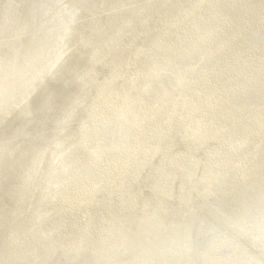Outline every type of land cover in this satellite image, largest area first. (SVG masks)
I'll use <instances>...</instances> for the list:
<instances>
[{
  "label": "rangeland",
  "instance_id": "1",
  "mask_svg": "<svg viewBox=\"0 0 264 264\" xmlns=\"http://www.w3.org/2000/svg\"><path fill=\"white\" fill-rule=\"evenodd\" d=\"M156 1L157 0H135V1L130 0L131 4H129V5H126V1H122V3H125V5L128 7H132V9L138 7L142 3L143 6H147L145 11H149V12L145 16V18H144L145 20L143 19L142 23L141 24L139 23L137 28L134 26H130V28L126 32V28H128V27L127 26L123 27V28L121 27L122 29L120 28L121 30L117 35H116V33L112 27L114 19H115L114 17H116V14L114 11L116 9L115 5H116L117 1H115V0H112V1L111 0H96V1L92 0V2H91V0H89L88 3L90 5H93V2H96V6L93 7L94 8L93 10L84 9L85 13L83 11H81L80 6L77 10H72V7L74 9H76L78 5H82V4H80V0H72V1L71 0L70 1L69 0H66V1L62 0L61 2L63 3V5L59 1L58 2H56V1L54 2L53 0H51V2H50V0L40 1V6L42 7L41 11H40L42 18H40V19L42 20L44 18L43 20L46 21V22H43L41 24L42 26H48V25L52 24V23H48L49 19L52 18L50 20V22H53L52 25H54V26H52L51 29L55 30V32H54L55 35L58 33L61 24L64 22H70L71 29L68 32V36H66L64 39H62L59 43V45H61V47H62V57H61L58 65L55 67V71H53L50 74L47 73L46 78L44 75H40L39 76L40 78H37L35 80V82L37 84L36 83L33 84L34 90H33L32 96H27L25 98V95H23V93H25V91H23V88H21L20 91H21L22 95L16 94V95H14V97L12 99H10V98L7 99V97H6V99H2L0 101V115L2 113V115L0 116V121L1 122L3 121L2 126H1V122H0V152H2V154H3L2 158L0 159V236H1L0 237V248H4V249L10 248L8 250V254L10 257L12 255L13 261L17 260L16 262H14L15 264H27V261H28V264H29V262H31L30 264H33V263L37 264L39 255H41V256H39V258L41 257L42 259L41 258L39 259L38 264H48V260L52 259L51 258L52 256H55V257L57 256L56 261L61 260V261L66 262V263H67L66 260H68V258L70 256H71L70 257L71 260H74V259L78 260L77 257H81L84 255V253H86L85 252V251H87L86 247H89L87 244L88 240H94V242H95L94 245L92 244V247H91V252L93 251L92 255H95L94 259H95V261L97 260L95 262V264H107V263H109V264H122L125 261L124 255H126V252H124V249L122 248V247H125V249H126V238H124V241H123V243L125 245L122 243L118 249L114 250L109 245V243L113 239L105 237L103 235L104 230L107 229V230H111V231H116L115 228L117 227V225L120 226L121 224H123V226H121V227L126 233V219H128L129 221L132 220L133 226L135 227L136 223H134V221H136V219L138 218V216L140 214L139 212H141L140 211L141 208H143L142 203H146V202H143V200H150V202H153L152 197L157 195L155 190H154V187L152 188L153 184H151V182H152L151 178L154 175L155 171H157L160 168H162L161 170L166 169L167 160H168L167 157H171L172 156L171 154L173 153V151H174L173 154L177 158H180L181 162H182V160L184 162L185 159H187L186 156H188V154H186V149L188 148L189 140H188V138H186L183 135L184 132L181 131V125L179 126V124L177 123L178 122L177 121L178 115L174 111L172 112L173 119H172L171 126H173V127L171 129V135H170L172 137L173 141L169 140V142L172 145L171 144L169 145V150L166 149V147H163L160 150V152H161L159 154L160 156H158L157 158L153 159V158H151L152 156L148 155L145 162L143 163V166L139 169V171L137 172L136 175H134L132 173L131 162H129V158L127 159L126 155H124V157H121V160L123 161L124 168L119 169L118 167H116V162H114V160H113V158H114L113 154L114 153L111 150V148L107 147L108 150H106L105 155L103 153L104 148L101 150L103 153V154L102 153L101 154L104 156H102V159H101L102 161L99 160V165H94L90 159L92 147L95 144H97V142L99 140L103 141L106 139L102 143V144H104L109 139V137L107 138L108 132L106 130H104V128L102 129L101 127H95L91 123L90 117H93L92 116L93 111H95L96 114L99 116L101 111H102V109H101L102 105L104 103L106 104L108 102L112 103V101H113L112 98L117 96V92L119 93V92H123V90H126V86L131 87L132 89H136V87H135L136 82L135 81L140 76H136L132 82L129 80L132 83L131 85H130V83L126 84L128 81L126 79L132 73L133 70L139 69L141 67V64L143 62H146L147 59L151 55H153V52H154V55H157L160 57L163 56L162 55L163 51L159 50V48L161 47V45L163 43H161V44L156 43L158 41V39H156V37H157V33H159L161 40H163L167 35H169L168 31L165 29V26H167L168 23H170V22L167 19V17H165L166 11L161 10V7H159V6H155V5H157ZM178 1L179 0H174L173 4H176ZM253 1H254L253 2L254 5L257 4V5L261 6L260 1H259V4H258V0H256V1L253 0ZM67 2H68V4H67ZM142 5H140V6H142ZM69 6H70V8H68ZM100 7H102V8H100ZM174 8H176V6H174L173 9ZM60 9H61V11H60ZM56 10H57V12H56ZM71 10H72V12H70ZM59 12H60V14H59ZM61 12L63 13V15ZM150 12H151V14H150ZM261 12H262V10H261ZM261 12L259 13L260 16H261ZM263 12H264V9H263ZM91 13L94 15L91 16L92 15ZM56 14H57V16H56ZM46 17H47V19H46ZM87 17L90 18V20H88ZM96 17L98 19V24H95ZM64 18H65V20H64ZM38 20H39V18H37L34 21L38 22ZM73 21H75V22H73ZM13 22H14L13 20L8 19V25H9L8 31L0 33V53H1L0 56H2V57H5L2 54L9 55L5 50L3 51L4 48H10L8 45L4 44L6 39H8L7 35H9L11 33H12L11 35L18 34L19 30H22L21 25L23 26V28L27 27V25L25 26V24L23 22L16 24V27H11ZM56 24H59V25H56ZM155 24H158V26H155ZM254 24H255V26H254L255 28L252 27V29L257 30L258 32L251 35V40L255 41V39H256V41H255L256 45H252V44H251V46L247 45L246 49L251 48L250 50H252V49H254V46H255L256 50L252 52V55L250 57L253 58L254 60L261 59L258 61H263V64H264V54H263L264 49L260 50L261 48H264V44H263L264 39H262V37L264 36V33L259 31V30L264 29V24H263V22H259V21H256V23H254ZM256 24H258V25L256 26ZM154 26L156 27V29H154ZM103 28H105V29H103ZM47 30H49V29H47ZM259 32H260V35H262L261 37L259 35ZM151 34H153V35L150 38ZM109 37H111V39ZM259 38L261 39L260 42H259ZM100 39H101V41H100ZM154 39H156L157 41H155ZM217 39L219 40L220 38H216V40ZM42 43H43V45H46L44 47L42 45V48H43L42 50H46L48 52V50H50L51 48L54 49L55 41L51 47H48L50 45V43H46L44 41ZM29 44H30L29 47H28V45H23V43L16 44L15 46L12 47V51H13L12 55L15 53H18L21 56L23 55L22 58H24L25 63L27 61H30L32 57H29V56H31V53H29V52L32 51L33 47H32L31 43H29ZM166 44L168 45V43H166ZM34 47H37V46H34ZM46 47H48V48H46ZM27 49L29 50L28 52L26 51ZM145 49H147V50H145ZM42 50H40L39 52L41 53ZM136 50H139V52ZM23 51H25V52H23ZM261 51H262V53H260ZM155 52H159V53H155ZM25 54H27V55L25 56ZM261 54L263 56H261ZM21 56H19V57H21ZM25 58H26V60H25ZM21 61H22V59H21ZM127 61H128V64L126 63ZM63 72H65V73H63ZM15 73H16V71H13V73H11V74H8V72H7L6 74H8V75H6V74L1 75V76H6V78L8 80L7 81L8 83L6 82V84H5V88L6 89L8 88L7 90H11L10 86L13 85V80L11 78L13 77L12 75H14ZM60 76H62L63 78ZM105 77H106V79H105ZM102 79H103V81H102ZM219 80H221V79H219ZM53 81H55V82H53ZM222 81L223 80H221L220 82H222ZM16 84H17V86H15V87L20 88V84H18L17 82L15 83V85ZM260 89H261L260 93L261 94L264 93V89L262 87H260ZM154 90H153V92H154ZM242 90H244L245 92ZM257 91L259 92L257 86L250 87V85L245 84L244 87L239 88L238 92H234L233 98H234L236 104H239L240 108L242 105H247V106L255 105L256 110H258L256 112L262 113L261 111H264V94H263V96L259 97V96H257L258 95ZM241 93H242V96H241ZM252 93H253V95H252ZM255 93H256V96H255ZM105 94H108V97H104ZM246 96H252V98L253 97H255V98L252 99L253 101L251 103L250 100L249 101L245 100ZM149 98H151V95H149ZM94 99L96 101H94ZM104 99H107L106 102H104ZM6 100H8V102ZM44 100H46L45 101L46 104H44ZM3 101H4V104L1 105L3 103ZM9 103H11L12 108H11V106H9ZM228 106H229V103H228ZM1 108H2V110H1ZM208 109L210 110L209 107H208ZM207 111H208L207 106L206 107L202 106L200 114H206ZM157 112H158V114L155 111L154 114H151L149 117H146L147 127L145 130L149 129L150 127H153V124L156 125V123L158 122L157 120L160 116L159 115L160 114L159 109L157 110ZM238 113H242V111L237 112V114ZM247 113L251 114V112H247ZM23 118L28 119V122L26 124L24 123L22 125L21 122H22ZM235 121L234 120L232 121V122H234L233 126H235L237 124V121L236 122ZM28 123H30V124H28ZM1 128H3V129H1ZM9 129H11V130H9ZM90 129L92 131V134L91 133L85 134V130L90 131ZM136 132H139V134H136ZM134 133H135L136 138L141 136L143 133H145L144 126H143L142 130L136 129V131H134ZM133 139H134V137L131 136L132 141H133ZM260 140H261V145L259 144L260 145L259 151L262 150V148H264V137H260ZM208 143H209V141L206 144H208ZM105 144H107V143H105ZM204 145H205V143H203L201 145V147L198 146L197 149L193 145L192 148H195V150H197V151H195L193 149L194 152L192 151V154L193 155L195 154L194 157L204 153L203 150H205V148H206V147H204ZM174 147L176 148V150ZM170 151H171V153H170ZM179 151L182 154H175V153H179ZM183 151H185V152L183 153ZM169 153H170V155H169ZM56 155H57V157H56ZM36 156H40L41 160L39 161V163L36 166L35 165L33 166L32 163L35 162L33 158H35ZM48 156H49L52 164L49 162V160L46 162V159ZM103 158H104V160H103ZM126 159L128 162L126 161ZM125 161L127 164L125 163ZM100 162H102V163H100ZM59 164L62 165L63 169H65V172H64L65 176H63L60 180H58V178H56L54 180L53 177H51L49 175V171L52 168V166L55 168V171L58 170ZM71 164H74V167L72 170H69V165H71ZM100 164H101V166H100ZM109 164H111V165H109ZM55 165H57V167ZM153 165H155V166H153ZM84 171H86L87 173L86 172H85V174L82 173ZM128 172H129V174H128ZM159 172H161V171H159ZM106 173H108V174H106ZM83 174L85 177H83ZM93 174H95V175H93ZM98 174H100V175H98ZM126 175H128V176H126ZM98 177H99V179L101 178V185L99 186V188L102 187L101 190L98 191V188L96 187L95 192H97V193H91V192L88 193L89 189H84V187L86 186L87 183L91 182V180L94 181V179H98ZM233 179L236 180L237 178L233 177ZM55 184H56V186H55ZM257 184H258V181L254 183L255 186L252 185L249 187L251 190L248 188V191H249L248 194L250 195V198L252 197L251 198L252 204H253V202L255 203V198L253 195H255L254 194L256 192L255 187ZM104 185H105V187H104ZM45 186L48 190H50L49 192L44 193ZM51 186H55L54 191L51 189ZM95 186H96V184H95ZM71 187H73V188H71ZM247 187L248 186H246L245 188H247ZM69 190H70V193L68 192ZM64 192H65V194H64ZM244 193L246 194V192H244ZM112 194L115 196H113ZM251 194H252V196H251ZM120 197H121V199H120ZM211 198L212 199H209L207 201V205H208V202L213 203L214 201H216L215 197H211ZM262 198H263V194H261V199ZM258 200H259L258 202L260 203V199H258ZM200 203L201 202H199V204L197 206L198 209L196 208V203H193V205H195V206H191V208H192L191 212L192 213L188 216L187 219H185V220L189 219L188 220L189 222L185 226H183V224L186 222H183L181 224V222L178 221L179 218L183 216L182 214L178 213V212H180V210L178 209L179 205L175 207V206H172V204L170 203L169 208H170V206L172 208L171 219L168 220V223L162 224L161 230L159 231V232L162 231L161 233L166 234L165 230H167V228H168L167 225L168 226L175 225V226H172L174 228L170 227V229L167 231L169 233V231L171 230L170 235L172 237L169 235V238H168V236L166 234V239H170V240H169V243L167 245L163 246V250L165 249L164 250L165 252L164 251L162 252V249H160V247H156V248H152L150 251H144V252L141 251V252H139V254L134 253L133 256L131 257L132 263H130V262H128V260H126L124 264H135V263L136 264H153V263L154 264L155 263L161 264V262H163L162 264H185V263L188 264L189 259L186 258L187 261H186V259L184 260L183 259L184 257H181L182 256L181 253H184L183 251L185 248H188V247L190 248V246H192V242H193V244L196 243V245L197 244L200 245L201 240H199V235H198L199 230L197 229L198 230L197 231L196 227L198 226V222L200 224H202V223H204V221L197 219L196 216L199 215L198 212H200V215L202 212H205V211H202L201 207H203V205H201ZM258 206H259V204L256 202L255 207L257 210H258ZM22 208H24V209H22ZM136 208H138V209H136ZM176 209H177V212H173V211H176ZM236 209H233V211L235 210V212L232 211L233 215H230L229 212H227L228 215H226L229 217L232 216L234 221H237L236 224H234L233 229L230 228V230H229L228 229L229 226H226V227H228L227 230L230 231L231 233L233 232L231 230H235L233 232L235 234L234 235L232 234L233 238L231 235V239H229V241L232 240V242H234V243H231V241H230L231 245H234V249H233V247L231 248V245L229 246V248H231V251H230L231 253H228V256L230 257L229 259H232L229 264H239V263L244 264V262H245V264H250L249 262L256 263V261H254V260L252 262V260H248L246 258V261H245V259H244L245 257L242 258V255L240 254V248L238 245L240 240L237 237V232H239V228L242 231L244 229L245 230H252L253 229L252 231L257 229V231L260 232L262 230V227L264 226V222L262 224H260V221L258 222V220H257L258 218L260 219V217L255 215V214H257V210L252 208V207L247 208L246 204L242 205V209H244V210H242V209L239 210L238 208H236ZM126 211H128V214H129L128 217H126ZM207 212H208V210H207ZM243 212H244V214H243ZM238 213H239V215H236ZM20 214H22V215H20ZM187 214H185V215H187ZM192 214H194V215H192ZM195 214H197V215H195ZM247 214H249V215H247ZM179 215H181V216H179ZM209 215H211V214H209ZM176 216H179V218ZM245 216H246V218H245ZM34 217H36L39 224H42V223L43 224L38 226ZM210 217H209V219H207L208 217H206L205 226L203 228V232H205L207 237L209 234H211V235H209V237L210 236L212 237L215 235V234H212L210 231L207 232L206 221H208V220L210 221V219H211ZM224 217H225V215H224ZM253 218H255V219H253ZM193 219H195V221H194L193 226H192V222H190V220L193 221ZM215 219H216V216H215ZM216 220L217 221L219 220L218 222L220 225L225 226V224L220 223L221 222L220 219H216ZM243 220H244V222H242ZM261 220H263V219H261ZM223 221H225L224 218H223ZM36 224H37V226H36ZM258 224L261 225V227H258L259 226ZM253 225H254V227H253ZM256 225L258 228H256ZM24 227H25V229H24ZM182 227H186L188 229V234H189V235L188 234L183 235L182 236L183 238L180 237L181 235L179 234V231H178V229H180ZM191 227H193V228H191ZM175 229H176V232H175ZM221 230H222V232H220ZM145 231H147V233H148V230H145ZM177 231H178V233H177ZM189 231H191V232H189ZM220 231H219V233H223L224 228L223 229L220 228ZM34 233H42L43 234L42 236L45 239L44 238L38 239V238H36V236L33 237ZM224 233L226 234V232H224ZM47 234H51V235L53 234L54 237L52 236V238H51ZM175 234H177L178 237L175 238ZM238 234H240V233H238ZM113 235H114V232H113ZM145 235L143 234L142 237ZM191 235H192V237L195 236L194 237L195 240L194 239L190 240ZM235 235L238 239H236ZM219 236H220V234L216 238H219ZM158 237H161V234L158 235L156 238H158ZM211 237L209 238L210 242H208V241L206 242L207 245H205L204 243L200 245L201 248H203L205 246L203 252L206 251L204 253L207 255V256L203 257L204 260L202 259V261H200V263H202V264H206V262L208 260V254H209V256H211L210 254L215 255V250L217 253L218 242H220L222 240V238H221L220 240L218 239V240L214 241L211 239ZM221 237H222V235H221ZM225 237L227 238L230 236L226 235ZM46 238H47V240H46ZM35 239H37V240H35ZM235 239H236V241H235ZM82 240H84V241H82ZM171 240H172V242H171ZM47 241L50 242L49 243L50 245L53 244L57 248L55 246L51 245V248H52V249L50 248L51 251L49 249L47 250V248L44 249V247L46 245V244L44 245V243H47ZM73 241L75 243H73ZM190 241H191V244H190ZM30 242H32V243H30ZM40 242H42V243L40 244ZM213 243H214V245H212ZM17 244L18 245L26 244V245L21 246L23 248H21V250H20V248L17 247ZM171 244H173V247H172V249L168 250L170 248L169 246H171ZM185 244H189V245H185ZM27 245H29V246H27ZM35 245H36V249H35ZM61 245H62V247L63 246H65V247L64 248L59 247ZM81 245H83V246H81ZM183 245H185V248ZM106 246L109 247V250L111 252V258H108L106 256V255L110 254L108 252V248H105ZM213 246H214V248H213ZM236 246H238V247H236ZM40 247H42L44 251H41L42 249H40ZM67 247L68 248L70 247V249L68 250ZM211 247H212V251H210ZM17 248H19V249H17ZM218 248H219V246H218ZM261 248L264 249V246H261ZM12 249H14V250L12 251ZM97 249H98V251H97ZM28 250L30 252H28ZM52 250H53V252H52ZM75 250H77V251H75ZM159 250H161V251H159ZM172 250H174L175 253H174V251L171 252ZM46 251H47V253H46ZM67 251H68V253H67ZM100 251H102V252H100ZM116 251H119V252H116ZM39 252H40V254H39ZM58 252H60V253H58ZM161 252H162V254L163 253L164 254L161 255ZM1 253H0V260H1V258H3V252H1ZM29 253H31V254H29ZM157 253H158V255H156ZM179 253H180V255H179ZM232 253H233V255H231ZM56 254H58V255H56ZM22 255H24V256H22ZM159 255H161V256H159ZM46 256H49V257H46ZM58 256L60 257V259L58 258ZM45 257H46V259L43 260ZM157 257L158 258L161 257L159 259L161 261H159ZM175 257H177V258H175ZM179 257L181 259H179ZM205 257H207V260L205 259ZM231 257H233V258H231ZM7 258H8V256H7ZM7 258H6V260H7ZM61 258H63L64 260ZM153 258H155V260ZM237 258H239V259H237ZM31 259H33L34 261L33 260L31 261ZM70 259L68 260V262L71 261ZM167 259H168V261H167ZM182 259H183V261H182ZM240 259L242 260V262ZM253 259H256V258H253ZM178 261H180L181 263H179ZM232 261H233V263H232ZM158 262H160V263H158ZM236 262H238V263H236ZM259 264H260V262H259ZM261 264H263V263L261 262Z\"/></svg>",
  "mask_w": 264,
  "mask_h": 264
},
{
  "label": "bare ground",
  "instance_id": "2",
  "mask_svg": "<svg viewBox=\"0 0 264 264\" xmlns=\"http://www.w3.org/2000/svg\"><path fill=\"white\" fill-rule=\"evenodd\" d=\"M41 1H43V0H41ZM53 1L54 2L55 1L61 2L62 0H53ZM179 1H181V0H179ZM259 1H260L261 6H259L257 4L254 5L253 0H227V1L226 0L225 1H223V0H192L189 3V5L187 3H185L186 6H184V4H183V6L181 5L178 9V12H177L175 18H173L174 20L172 19V21H170L171 24L168 23V25L165 26V29L169 33L168 36H170V34H171V38L169 39V42L166 38L161 40L159 33H157V37H156V39H158V41L156 39H154L155 41H157L156 43H158V44L168 43V45H169L168 51L166 52V50H165V53H163L162 54L163 56L160 58L155 56L156 59L152 62L151 65L146 64L147 66L144 67V64L142 63L141 67L139 69H135L132 71V73L127 77V79L128 78H130V79H128L126 84L130 83V85H131L132 84L131 82L133 81V79H135L136 76H140L135 81L136 82V85H135L136 89L131 90V87L126 86V90H123V92H119V93L117 92V96L112 98L113 99L112 103L116 102L117 104L113 107L112 113L110 115H107L105 112V108H104V105H106L105 103L102 105V108H101L102 111L100 113V119H98V117H97L98 115L96 114L95 111H93V113L91 112L92 116H93V117H90L91 123L95 127H101L102 129L104 128V130H106L108 132L107 138L109 137L108 141L105 142L107 144H105V143L102 144L106 139L103 141L99 140L97 142V144H95L92 147V151L90 150L91 151V154L89 153L90 157H91L90 159L94 165H99V160H101L102 156H104L106 154L105 152H106V150H108V148H111V150L113 151V153H114L113 154V157H114L113 160H114V162H116V164L121 161V157H124V155H126L127 159L129 158V162L131 160V162L133 163L134 161L139 159V161L141 163H144L146 158L148 157V155L152 156L151 158H153V159L160 156L159 155L161 153L160 150L163 147H166V149L169 150V145L171 144L169 142V140L170 141L172 140V137L170 135H171V129L173 127V126H171L172 119H173V114H172L173 111L176 112L178 115V118H177L178 122L177 123L179 124V126L181 125V131L184 132L183 135L186 138H188V140H189L188 148L187 149L185 148L186 154H188V156H186L187 159H185L184 162L182 160L183 163L181 162L180 158H176V156L173 154L174 153V151H173V153L171 154L172 156L169 158L167 157L168 160H167L166 169L161 170L162 168H160L157 171H155L154 175L152 176L151 181H154V184L152 185V187H154L157 190L161 189V191H163L162 192L163 197H164V194L165 195L167 194L166 196H169L171 193V198L166 199L167 205L163 211L162 210L161 211L160 210H152V211L150 210L149 212H147V209L150 207V205L151 206L156 205L155 203L158 200V197H159L158 195H155L152 197L153 202H150V200H143V202H146V203H142L143 208H141V210H140L141 212H139L140 214L138 213L139 216L135 221V223H136L135 229H137V230L135 232L136 237L134 240V246H132V240H130L129 245L126 246L127 252L132 251V253L134 254L135 252L150 251L152 248H156V247H160V249H162V252L165 250V249L163 250V246L167 245L169 243V240H170V239H166V234L169 238L171 230L169 231V233L167 231L170 229V227L175 226V225L168 226L166 224L168 227L167 230H165L163 228L166 231V234H163V233H161L162 231L161 232H159V231L161 230V225L168 223V220L171 219L172 208H171V206L169 208L170 203L172 204V206H175V207L179 205L178 209L180 210V212H178V213L182 214L183 216L180 218H179V216H181V215L176 216V217L179 218L178 221L181 222V224L183 222H186L183 224V226H185L189 222L188 221L189 219L188 220H185V219H187L188 216L192 213L191 212V209H192L191 206H195V205H193V203H196V208L198 209L197 206H198L199 202H201L200 204L203 205V207H201V209H202V211H205L202 213H206V211L208 210V212H207L208 218L207 219H209V217L212 215L210 218L213 221H211V219H210V221L209 220L206 221L207 225L212 222L211 227L210 228H209V226L207 227V232L210 231L212 234H215L214 236H212L213 238L211 237V239L216 241V240H218V239L220 240L222 238V240L220 242H218L217 249H219L218 246L221 247L222 245H224V242L230 243V241H231V243H234V242H232V240L229 241V239H227L225 237L227 235L224 233L225 231L223 233H219V231H220V228L221 229H223V228L227 229L228 228V227H226L227 225L229 226V228H228L229 230H230V228L233 229V226H234V224H236L237 221H234L232 216H230V217L226 216V215H228L227 208H226V211L224 212L220 206L218 209H216V204L213 205V203L208 202V205H207V201L209 199H212L211 197H215V199H216V196H217V198L219 197V195H216V191L219 188L220 189H219L218 193H220V200H221V196L223 195L222 191L224 192L226 197L229 196L231 199L235 200L237 198L234 197L235 193L233 194V192H235V191L238 193L240 192V193H242V195H244V192H246V194H247L249 192L248 188L250 186L254 185L255 182H257L256 181L257 178L256 179L254 178L257 176V173H256V164H257L256 163V156L261 151V150L259 151V149H260L259 147L261 145L260 137H261V135L264 136V111H261L262 113L256 112L258 110H256L255 105H250V106L242 105L240 108L239 104H236V102L233 98V96H234L233 94H234V92H238L239 88L244 87L245 84L250 85V87L257 86L258 90H259V92L257 91L258 92L257 96L260 97V96H263V94H264V93H262V94L260 93L261 92L260 87H262L264 89V64H263V61H258L261 59L254 60L253 58L250 57L252 55V52L256 50L255 46H254V49H252V50H250L251 48L246 49L247 45H250V46H251V44L256 45L255 44L256 39H255V41L251 40V35L258 32L257 30L252 29V27L255 28L254 23H256V21H259V22H263V24H264V12H263L264 6L262 4L263 0H258V4H259ZM50 2H51V0H50ZM88 2H89V0H85V3H83L85 5H83V4L78 5L76 9H74L72 7V10H77L79 8V6L81 8V11H83L84 13H85L84 9L93 10L94 9L93 7L96 6V2H93V5H90ZM91 2H92V0H91ZM186 2H187V0H186ZM224 3H225V5H224ZM67 4H68V2H67ZM124 4L125 3H122L121 6H123ZM62 5H63V3H62ZM88 5H90L91 7H89ZM155 6H157V5H155ZM208 7H209V12L207 11ZM68 8H70V6ZM100 8H102V7H100ZM8 10H10V9H8ZM72 10L70 12H72ZM261 10H262V12H261ZM60 11H61V9H60ZM199 11H200V14H198V18H196L197 13ZM56 12H57V10H56ZM139 12H140V15H142L141 17H143V18L139 19V22L141 24L143 19L145 18V16L147 15V13L149 11H145V12L141 13V11L139 10ZM260 12H261V16L259 14ZM59 14H60V12H59ZM150 14H151V12H150ZM166 14L168 15V12ZM204 14H206V15L204 16ZM62 15H63V13H62ZM93 15L94 14H92L91 16H93ZM56 16H57V14H56ZM114 18H116V19H114L112 27H113L116 35L120 32V30L123 27H126V26L128 27V28H126V32H127L128 29L130 28V26H134L136 24V20L134 18H130V16H128L126 14H119L117 17H114ZM119 18H120V20H119ZM46 19H47V17H46ZM117 19H118V22L116 23ZM195 19H196V21H193ZM64 20H65V18H64ZM88 20H90V18H88ZM2 22H3L2 28L4 30L8 26V18H5V20H3ZM73 22H75V21H73ZM95 24H98L97 17L95 20ZM257 25L258 24H256V26ZM155 26H158V24H155ZM155 26H154V29H156ZM70 29H71L70 22H64L61 24L58 33L55 35L54 49L51 48L50 50H48V52L46 50H42L43 49L42 48L41 49L42 52L40 53L38 47H33L32 50L37 52V60H36V57H33V58H31L30 61H27L25 63L24 58H22L23 55L21 56L18 53H15L12 55V53H11V55H12L11 57L14 58V62L17 66H9V67L7 66L6 68L0 67V72H3L4 74H6L8 72V74H11V73H13V71H16V73L14 75H12L13 77L11 78L13 80V85L10 86L11 90H7L8 88L7 89L5 88V84L8 81L6 76H0V101L2 99H6V97H7V99H9V98L12 99L14 97V95H16V94L22 95V93L20 91L21 88H23V91L27 90L26 85L32 83V80H34L36 77H38L42 74H47V73L50 74V72H52L55 69V67L60 62V59L62 56V47H61V45H59V43L62 39H64L66 36H68V32L70 31ZM103 29H105V28H103ZM19 31H21V30H19ZM259 31L264 33V29L259 30ZM260 32H259V35H260ZM261 36L262 35H260V37ZM109 38L111 39V37H109ZM216 38H220V39L216 40ZM262 39H264V36L262 37ZM260 40L261 39L259 38V42H260ZM100 41H101V39H100ZM44 46H46V45H44ZM262 49H264V48H261L260 50H262ZM52 50H54V51L52 52ZM145 50H147V49H145ZM26 51L28 52L29 50L27 49ZM136 51L139 52V50H136ZM23 52H25V51H23ZM31 52H29V53H31ZM155 53H157V52H155ZM260 53H262V51ZM18 55L21 57H19ZM26 55L27 54H25V56ZM153 56L154 55H151L147 59V61H150ZM261 56H263V55L261 54ZM29 57H31V56H29ZM20 58H22V61H20ZM26 58H25V60H26ZM158 59H160V60H158ZM156 61H159L160 63H157ZM126 63L128 64V61ZM162 63H164V64L162 65ZM153 72L156 73L155 74L156 76L154 75V78H153V75H152V78H150L149 74H151ZM63 73H65V72H63ZM8 74H6V75H8ZM143 76H144V78H142ZM60 77H62V76H60ZM159 77H162V79H160ZM27 79H29V80H27ZM105 79H106V77H105ZM152 79H158V80H156V84L154 86L151 84ZM219 79H221L223 81L220 82L221 80H219ZM15 81L18 84H20V88L15 87V86H17V84L15 85V83H16ZM102 81H103V79H102ZM53 82H55V81H53ZM154 87L156 88L154 90L155 94H145L144 91H148V89H152ZM242 91H244V90H242ZM149 95H151V98H149ZM163 95H164V97H162ZM252 95H253V93H252ZM241 96H242V93H241ZM104 97H108V94H105ZM249 97L247 98V96H246L245 100H247V101L250 100L252 103V101H253L252 99L255 97H253V98H252V96H249ZM119 99H122L121 101L126 99V103L124 105H121V101H119ZM106 100L107 99H104V102H106ZM4 101L1 105L4 104ZM6 101L8 102V100H6ZM94 101H96V100L94 99ZM228 103H229V106H228ZM202 106L203 107L207 106L208 111L206 112V114H200ZM208 107L210 108V110L208 109ZM158 109L160 111V114H159L160 116L157 120L158 122L156 123V125L153 124V127H150L149 129L145 130L147 127L146 117H149L151 114H154L155 111L158 114V112H157ZM1 110H2V108H1ZM240 111H242V113L237 114V112H240ZM247 112H251V114L250 113L248 114ZM1 115H2V113H1ZM102 119H106V120H102ZM233 120L237 121V124L235 126H233V123H234V122H232ZM2 122H1V126H2ZM97 123H98V125H97ZM28 124H30V123H28ZM143 126H144L145 133H143L141 136L136 138L134 131H136V129L142 130ZM1 129H3V128H1ZM9 130H11V129H9ZM136 134H139V132H136ZM151 134H152V137L150 139ZM131 136L134 137L133 141L131 140ZM210 140H211V142L206 144ZM203 143H205L204 147H206L205 150H203L204 153L194 157L195 154L194 155L192 154V151L194 152V150H195V148H192L193 145L197 149V147L198 146L201 147V145ZM103 148H104V151H103L104 155H102L103 153L101 151ZM263 149L264 148H262V150ZM175 150H176V148H175ZM184 152L185 151H183V153ZM130 153L133 154V156L135 157V160H132L133 158L129 156ZM170 153H171V151H170ZM170 153H169V155H170ZM175 154H182V153L179 151V153H175ZM56 157H57V155H56ZM127 159H126V161H127ZM103 160H104V158H103ZM126 161H125V163H126ZM100 163H102V162H100ZM109 165H111V164H109ZM100 166H101V164H100ZM153 166H155V165H153ZM61 171L63 173V172H65V169L62 168ZM159 171H161V172H159ZM85 172L86 171H84L82 173L85 174ZM84 174H83V177H85ZM106 174H108V173H106ZM128 174H129V172H128ZM93 175H95V174H93ZM98 175H100V174H98ZM126 176H128V175H126ZM233 177L237 178L238 180H234ZM252 178H254V179L252 180ZM228 183H230V188L226 187V184H228ZM95 184H96V186H95ZM151 184H152V182H151ZM100 185H101V178L99 179V177H98V179H94V181L91 180V182L87 183L86 186L84 187V189H91V190H93V193H97V192H95L96 187L98 188V191H99ZM234 185H236L237 187ZM55 186H54V188H55ZM246 186H248V187L245 188ZM104 187H105V185H104ZM71 188H73V187H71ZM53 191H54V189H53ZM68 192L70 193V190ZM64 194H65V192H64ZM262 194H263V198L260 199L258 210L255 207V203L254 202H253V204L251 203V207L257 210V214H255V215L260 217V219L259 218L257 219L258 222L260 221V224H262L264 222L263 221L264 220V192ZM186 195H187V198H186ZM113 196H115V195H113ZM251 196H252V194H251ZM121 197H120V199H121ZM160 199H162V197ZM162 203H163V199L161 200V204ZM248 205L249 204H246V206H248ZM22 209H24V208H22ZM136 209H138V208H136ZM233 209H236V208H233ZM242 210H244V209H242ZM173 212H177V209H176V211H173ZM220 212L222 213L221 215L224 214L225 217H224V215L223 216L219 215L218 213H220ZM233 212H235V210ZM198 213H199V215L195 214V215H197L196 218L203 220L201 215H200V212H198ZM185 214H187V215H185ZM209 214H211V215H209ZM243 214H244V212H243ZM20 215H22V214H20ZM192 215H194V214H192ZM236 215H239V213ZM247 215H249V214H247ZM215 216H216V219L221 220L220 223H222V220L224 218V220H225L224 222H226L225 226L220 225L218 222L219 220L217 221L215 219ZM245 218H246V216H245ZM253 219H255V218H253ZM261 219H263V220H261ZM194 221H195V219H193V221L190 220V222H193V223H194ZM242 222H244V220ZM36 223H37V221H36ZM253 227H254V225H253ZM258 227H261V225H259ZM258 227L256 225V228H258ZM133 228H134V226H133ZM172 228H174V227H172ZM191 228H193V227H191ZM118 229L116 231H114V236H116L120 233L118 231ZM145 230H148V233ZM196 230H197V227H196ZM178 231H179V234L181 235L180 236L181 238H183L182 237L183 235L188 234V229L186 227H182V228L178 229ZM178 231H177V233H178ZM261 231H262L261 233L263 234L264 233V226L262 227ZM175 232H176V229H175ZM189 232H191V231H189ZM220 232H222V230ZM127 233L125 235H126V238L128 239ZM238 233H240V232H237V234ZM143 234L144 235L146 234V235L142 237ZM160 234H161V237L156 238ZM217 234L218 235L220 234L219 238H216ZM232 234L234 235L235 233L232 232L231 235ZM133 235H134V233H133ZM209 235H211V234H209ZM209 235H208V237H209ZM221 235H222V237H221ZM124 236H123V238H124ZM176 237H178L177 234H175V238ZM190 237H191L190 240H192V239H194L195 236L192 237V235H191ZM235 237H236V235H235ZM127 239H126V241H127ZM236 239H238V238L236 237ZM236 239H235V241H236ZM35 240H37V239H35ZM199 240H200V238H199ZM82 241H84V240H82ZM116 242H117L116 245H118L119 247L123 243V241H120V240H116ZM171 242H172V240H171ZM30 243H32V242H30ZM41 243L42 242H40V244ZM73 243H75V242L73 241ZM214 243L212 245H214ZM231 243H230V245H231ZM45 244H47V243H44V245ZM190 244H191V241H190ZM202 244H203V242H202ZM185 245H189V244H185ZM185 245H183L184 248H185ZM200 245H198V244L196 245V243L193 244V242H192V246H190V248L189 247L185 248L183 251L184 253H181L182 254L181 257H184L183 258L184 260L186 258L189 259L188 264H202V263H200V261H202L203 257L207 256V255L204 253L206 251L203 252L205 246L203 248H201ZM205 245H207V244L205 243ZM27 246H29V245H27ZM53 246H55V245H53ZM81 246H83V245H81ZM42 247H40V249H42L41 251H44ZM59 247H62V245ZM64 247L65 246H63L62 248H64ZM119 247H117L116 249H118ZM169 247H170L169 249L167 248L168 250L172 249L173 244H171V246H169ZM232 247L234 249V245H231V248ZM236 247H238V246H236ZM122 248L125 249V247H122ZM213 248H214V246H213ZM9 249L10 248H8V250ZM17 249H19V248H17ZM35 249H36V245H35ZM67 249L69 250L70 247L69 248L67 247ZM13 250L14 249H12V251ZM20 250H21V248H20ZM47 250H48V248H47ZM75 251H77V250H75ZM97 251H98V249H97ZM159 251H161V250H159ZM173 251L174 250H172L171 252H173ZM210 251H212V247H211ZM28 252H30V251L28 250ZM52 252H53V250H52ZM100 252H102V251H100ZM162 252H161V255L164 254V253L162 254ZM46 253H47V251H46ZM58 253H60V252H58ZM67 253H68V251H67ZM174 253H175V251H174ZM29 254H31V253H29ZM39 254H40V252H39ZM85 254L86 253H84V255ZM56 255H58V254H56ZM156 255H158V253ZM161 255H159V256H161ZM179 255H180V253H179ZM210 255L211 256H209V254H208V260H207V257H205V259L207 260V262L205 261L206 264H211V263L212 264H229L230 261L232 260V259H229L230 257L228 256V253L226 254V256L224 254L221 256L219 254H216V250H215V255H212V254H210ZM231 255H233V253ZM22 256H24V255H22ZM39 256H41V255H39ZM39 256H38V263H39V259L41 258V257L39 258ZM11 257H12V255H11ZM46 257H49V256H46ZM46 257L43 260H45ZM53 257H55V256H52L51 258H53ZM70 257L68 258V260L70 259ZM58 258L60 259L59 256H58ZM160 258H158V260ZM175 258H177V257H175ZM231 258H233V257H231ZM242 258H243V256H242ZM33 259H31V261ZM153 259L155 260V258H153ZM179 259H181V258L179 257ZM183 259H182V261H183ZM187 259H186V261H187ZM237 259H239V258H237ZM244 259L246 261V258H244ZM68 260H66V261H68ZM16 261H14V262H16ZM159 261H161V260H159ZM167 261H168V259H167ZM178 262L181 263L180 261H178ZM241 262H242V260H241ZM30 263L31 262H29V264ZM64 263H66V262H64ZM158 263H160V262H158ZM162 263L163 262H161V264ZM232 263H233V261H232ZM236 263H238V262H236ZM262 263H264V262L262 261ZM27 264H28V261H27ZM241 264H243V263H241ZM244 264H245V262H244Z\"/></svg>",
  "mask_w": 264,
  "mask_h": 264
},
{
  "label": "water",
  "instance_id": "3",
  "mask_svg": "<svg viewBox=\"0 0 264 264\" xmlns=\"http://www.w3.org/2000/svg\"><path fill=\"white\" fill-rule=\"evenodd\" d=\"M40 1L41 0H0V33H2L3 31L4 32L8 31L7 28L9 27V25L4 30L2 28V26H3V22L2 21L5 20V18H8L9 20H13L14 21L12 23L11 27H16V24H19L21 22H23L25 25H27L26 28H23V26L21 25V29L22 30L19 31L18 34H13V35L9 34V35H7L8 39H6L4 44L8 45L10 48H4L3 50H5L10 56L9 55L5 56V54H2L5 57L0 56V67L6 68L7 66L8 67L9 66H17L15 64V62H14V58L11 57V53H13L12 47L15 46L16 44L23 43V45H28L29 46L30 45L29 43H31L32 47L37 46L39 51L42 49V45H43L42 42L43 41H45L46 43H50V45L48 47H51L54 44V41H55V36H54L55 33L54 32H55V30L51 29V27L54 26V25H52L53 22H50V20L52 18H50L49 21L47 20L48 23H52V24H50L48 26H43V27L41 25L43 22H46V21L40 19V18H42L41 17V12H40L41 11ZM115 1H117L116 9L114 11L115 14H116V17L119 14H126V15L130 16V18H134L136 20V24L134 25V27L137 28L139 23H140L139 19L143 18V17H141L142 15H140L139 10L141 11V13L145 12L146 6H143L142 3H141L140 5H142V6L139 5L138 7L132 9L131 7L125 6V4L123 6H121L122 1H126V5L131 4L130 0H122V1L121 0H115ZM191 1L192 0H187V2H186V0H181V1H178L176 4H173L174 0H157L156 2H157V6L161 7V10L166 11V13L168 12V15L166 14L165 17H167V19L170 22V21H172L173 18H175L179 7L181 5L183 6V4H184V6H186L185 3H187L189 5V3ZM223 1H225V0H223ZM80 3L81 4L85 3V0H80ZM262 4L264 6V1H262ZM83 5H85V4H83ZM224 5H225V3H224ZM174 6H176V8L173 9ZM89 7H91V6H89ZM8 9H10V10H8ZM207 11L209 12V7H208ZM198 14H200V11L197 13V17L196 18H198ZM205 15L206 14H204V16ZM37 18H39V20H38V22H35L34 20H36ZM119 20H120V18H119ZM193 21H196V19L193 20ZM117 22H118V19L116 20V23ZM28 23H31V24L29 25ZM57 25H59V24H57ZM47 29H49V30H47ZM152 35L153 34L150 35V38L152 37ZM165 38L169 42V39L171 38V34H170V36L167 35ZM168 48H169V45H167L166 43H163L161 45V47L159 48V50H162L163 53H165V50L167 52ZM53 51L54 50H52V52ZM157 53H159V52H157ZM153 55H154V53H153ZM155 56L160 58V56L154 55L150 61L143 62L144 67L147 66L146 64L151 65L152 62L156 59ZM31 57L32 58L36 57V60H37V52L32 50ZM21 59L22 58H20V61H21ZM158 60H160V59H158ZM156 62L160 63L159 61H156ZM163 64L164 63H162V65ZM53 71H55V69ZM52 72H50V73H52ZM3 74H4L3 72H0V76L3 75ZM155 74H156L155 72L149 74L150 78H152V75H153V78H154ZM42 75H44L46 77L47 74H42ZM37 78H40V77L39 76L36 77L34 80H32V83L26 85L27 90H24L25 93H23V95H25V98L27 96H32V93H33V90H34L33 84L36 83L35 80ZM142 78H144V76ZM159 78L162 79V77H159ZM128 79H130V78H128ZM128 79H126V80H128ZM158 79H152L151 80V84L154 86L156 84V80H158ZM27 80H29V79H27ZM154 89H155V87L152 88V89H148V91H144V92H145V94H155L153 92ZM131 90H132V88H131ZM255 96H256V93H255ZM162 97H164V95ZM247 97H249V96H247ZM121 100L122 99H119V101H121ZM45 101L46 100H44V104H46ZM125 103H126V99L121 101V105H124ZM116 104H117L116 102L112 103V104H111V102H108V103H106V105H104L105 112H106L107 115H110L112 113L113 107ZM9 106H11V108H12L11 103H9ZM98 119H100V115L98 116ZM102 120H106V119H102ZM27 122H28V119L23 118L21 124L23 125L24 123L26 124ZM97 125H98V123H97ZM89 133L92 134L91 129H90V131L85 130V134H89ZM151 137H152V134L150 135V139H151ZM261 137H264V136L261 135ZM209 142H211V141H209ZM2 156H3V154H2V152H0V159L2 158ZM129 156L133 158L132 160H135V157L133 156V154L130 153ZM33 159H34L35 162L32 163V165L36 166L39 163V161L41 160V157L40 156H36ZM48 160L51 163L49 156L47 157L46 162ZM130 162H131V160H130ZM256 163H257L256 164L257 176L254 177V178L255 179L257 178L256 181H258V184L255 187V191L256 192H255L254 198H255V203L257 202L259 204L258 199H261V194L264 192V149L261 150L259 152V154L256 156ZM55 166L57 167V165H55ZM131 166H132V170H131L132 173L134 175H136L137 172L139 171V169L143 166V163H141L139 161V159H138V160L134 161L133 163L131 162ZM73 167H74V164L69 165V170H72ZM116 167H118L119 169H123L124 168L123 161L121 160L119 163H117ZM61 169H62V165H59L58 170H56V171H55V168L52 166V168L49 171V175L51 177H53L54 180L56 178H58L60 180L65 175L64 172L62 173ZM254 178H252V180ZM236 180H238V179H236ZM152 184H154V181H152ZM236 185H234V186H236ZM226 187L230 188V183L226 184ZM101 188L102 187H100L99 191L101 190ZM51 189L53 190L54 186H51ZM219 189H217V191H216V195H219V197H218L219 199H217V196H216V202L215 201L213 202V205L216 204V209H218L219 206H220L223 209V211L225 212L226 208H227V210L230 213V215H233V213H232L233 208H238L240 210V209H242V205H245V204H249L247 206V208L251 207V198H250V195H248L249 192L247 194L244 193V195H242L240 192L238 193V192L235 191V192H233V194L235 193L234 197H236L237 199L233 200L229 196L226 197V195L222 191L223 195L221 196V200H220V193H218ZM154 190H155L156 194L159 197H158V200L155 203L156 205L155 206H150L147 209V212H149L150 210L151 211L152 210H160V211L162 210L163 211L166 208V205H167L166 199H168V198L170 199L171 198V193H170L169 196H166L167 194L166 195L164 194V197H163V194H162L163 191H161V189L157 190V189L154 188ZM49 191L50 190H48L45 187L44 193L49 192ZM90 192L93 193V190L89 189L88 193H90ZM161 197L163 199V203L162 204H161V200L162 199H160ZM186 198H187V195H186ZM218 214L221 215L222 213L220 212ZM128 215H129L128 211H126V217H128ZM207 215H208L207 211H206V213H202L201 214V217H202L204 223L199 224V222H198V226H197V229L199 230V238L201 240L200 244H202L201 242H203L204 244L207 241L209 242V240H210L209 238L211 237L210 236L208 238L205 235V232H203V228L205 226V220H206ZM221 216H223V215H221ZM34 219H35V221H37L36 217H34ZM211 221H213V220L211 219ZM134 223H135V221H134ZM225 223L226 222H224L222 220V224H225ZM37 224H38V226H40L43 223L39 224L38 221H37ZM37 224H36V226H37ZM211 224H212V222L210 224H208L207 227L209 226V228H210ZM121 226H123V224H121L120 226L117 225L116 230L119 228L118 231L120 233L118 235H116V236L113 235L114 231L107 230V229L104 230V234L103 235L105 237H107V238L113 239L109 243V245L111 247H113L114 250L117 247H119L118 245H116V243H117L116 240L124 241V238H126L125 234L127 232H128L127 233L128 239L126 238L127 239L126 246L129 245V241L130 240H132V246H134V240H135V237H136L135 236V234H136L135 232H136L137 229H135V227L133 228L132 220L129 221L128 219H126V233L122 229ZM192 226H193V222H192ZM24 229H25V227H24ZM224 231L226 232V234L228 236H230V237H227V239H231V232H229L226 228L224 229ZM231 231L234 232V230H231ZM239 232H240V234H237V237L240 240V242L238 244L239 248H240V254L243 257L247 258L248 260H252V262L254 260V261H256V263L259 264V262H260V264H261V262L264 261L263 260L264 259V249L261 248V246H264V234L260 233L261 231L258 232L257 229H255L254 231L245 230V229L243 231H241L239 229ZM133 233H134V235H133ZM42 235H43L42 233H34L33 237L36 236V238L39 239V238H43ZM47 235H49L51 238L53 236V234L52 235L51 234H47ZM123 236H124V238H123ZM217 236H218V234H217ZM232 238H233V235H232ZM49 243L50 242L47 241V244L45 245L44 249L48 248L50 250L51 245L53 246V244H51L49 246ZM94 243H95L94 240H88L87 244H88L89 247H86V250H87V251H85L86 254L81 256V257H77L78 260L75 259V260H72V261H69V262L67 261L66 264H95V262H96L95 259H94L95 255H92V253H91V247H92V244H94ZM26 244H24V245H26ZM224 244L225 245H223V246L219 247V249H217V253L216 254H219L221 256L224 254L226 256L227 253H230V250H231V248H229L230 243L229 242H224ZM24 245H18L17 244V247L23 248L21 246H24ZM106 248H108V252L110 254L109 255L105 254V255L108 258H111V252L109 250V247L106 246ZM1 252H3V258H1L0 264H15L14 261H13V258L10 257L9 254H8V249L0 248V253ZM117 252H119V251H117ZM124 252H127L126 249H124ZM135 254H139V252H135ZM132 255H133L132 251L127 252L126 255H124V260L125 261L128 260V262L131 263ZM7 256H8V258H7ZM6 258H7V260H6ZM253 258H256V259H253ZM55 259H56V257H54L52 259H49L48 260V264H65L63 261H61V260L60 261H56ZM61 259H63V258H61ZM125 261L122 264H124ZM249 263L250 264H256V263H251V262H249Z\"/></svg>",
  "mask_w": 264,
  "mask_h": 264
}]
</instances>
